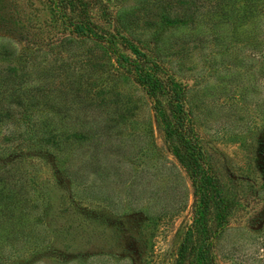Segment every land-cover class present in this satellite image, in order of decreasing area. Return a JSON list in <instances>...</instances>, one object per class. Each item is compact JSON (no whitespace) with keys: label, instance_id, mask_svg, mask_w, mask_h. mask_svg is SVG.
Listing matches in <instances>:
<instances>
[{"label":"rangeland","instance_id":"obj_1","mask_svg":"<svg viewBox=\"0 0 264 264\" xmlns=\"http://www.w3.org/2000/svg\"><path fill=\"white\" fill-rule=\"evenodd\" d=\"M207 9L0 0V264H176L192 185L159 112L173 95L133 80L134 49L183 91L229 200L210 264H264V14Z\"/></svg>","mask_w":264,"mask_h":264},{"label":"trees","instance_id":"obj_2","mask_svg":"<svg viewBox=\"0 0 264 264\" xmlns=\"http://www.w3.org/2000/svg\"><path fill=\"white\" fill-rule=\"evenodd\" d=\"M189 4L199 3L207 5L206 16L224 18L231 21V17L243 12L264 14V0H188ZM235 5L237 9H235ZM246 11H244V9ZM205 16V15H204ZM193 20V19H192ZM71 25V24H70ZM72 26V25H71ZM72 33L81 37L88 36L82 25L72 27ZM109 46V45H108ZM110 49L115 59L121 63L120 55L110 42ZM133 80L141 85L146 94L157 101V95L171 93L172 99L163 110L159 106L164 124L165 138L172 146L171 149L179 164L186 171L192 185V219L181 241L176 264H210L212 246L215 238L223 230L227 214L231 208L223 194V188L212 170L210 159L207 158L203 147L199 143L193 129L190 117L184 107L183 91H176V86L163 83L152 68H147L151 61L149 57H140L136 49L131 61L126 63ZM170 90V92H169ZM27 124L33 126L34 120L27 116ZM28 131H31L30 128Z\"/></svg>","mask_w":264,"mask_h":264}]
</instances>
